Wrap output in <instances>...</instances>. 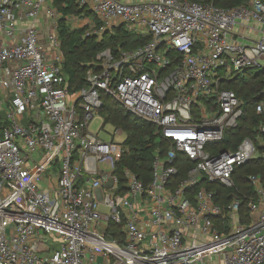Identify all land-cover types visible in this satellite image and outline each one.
Wrapping results in <instances>:
<instances>
[{
	"label": "built area",
	"instance_id": "obj_1",
	"mask_svg": "<svg viewBox=\"0 0 264 264\" xmlns=\"http://www.w3.org/2000/svg\"><path fill=\"white\" fill-rule=\"evenodd\" d=\"M74 2L84 12L67 16L72 29L147 41L99 52L71 92L55 1L0 0V264H264V179L247 175L248 193L234 178L264 158V121L233 148L243 102L224 87L264 71V0ZM104 96L155 128L148 183L117 172L126 146L99 136Z\"/></svg>",
	"mask_w": 264,
	"mask_h": 264
},
{
	"label": "trees",
	"instance_id": "obj_2",
	"mask_svg": "<svg viewBox=\"0 0 264 264\" xmlns=\"http://www.w3.org/2000/svg\"><path fill=\"white\" fill-rule=\"evenodd\" d=\"M54 1L63 14L59 21V34L64 54L63 68L68 76L71 92H76L86 85L88 70L93 67L97 69L94 62L99 52L111 48L115 54H119L123 50L135 48L147 41V38L129 33L125 27L104 31L101 35L86 34V28L72 29L67 21V16L69 14H81L84 10L77 7L74 0ZM206 1L221 7H235L247 4L250 0ZM64 3L66 4L63 5ZM86 15L90 16L91 14L86 13ZM224 87L235 90L243 102L244 115L240 125L236 130L228 131L227 134L229 141L235 143L232 146L235 148L244 137L255 138L258 134L257 126L261 121H264V114H259L256 110V104L263 98L264 71L257 70L252 74L250 69H247ZM112 103L116 102L104 100V107L101 109L105 118L104 123H112L117 129L127 132V138L124 142L126 149L118 163L117 172L123 181L121 169L129 166L145 183H148L152 177L154 153L161 150L162 142L157 141L158 135L151 124L134 118L125 109L116 108ZM251 173L259 174L264 179V158L255 159L236 170L234 178L237 185L248 193H252L251 184L247 180V175ZM213 188L217 190L220 187L215 185ZM223 192L222 197L225 201H231V190L223 189ZM241 214L243 221H249L246 202L242 205Z\"/></svg>",
	"mask_w": 264,
	"mask_h": 264
},
{
	"label": "rangeland",
	"instance_id": "obj_3",
	"mask_svg": "<svg viewBox=\"0 0 264 264\" xmlns=\"http://www.w3.org/2000/svg\"><path fill=\"white\" fill-rule=\"evenodd\" d=\"M90 19H96L95 15L94 14H91ZM44 23V22H42ZM41 23H39L37 26H39ZM42 27H45V23L42 24ZM86 28V29H89V26L87 25V23H80L78 24V26L75 28ZM247 37H250V38H243V37H239V40L240 41H243L245 43H249L251 42L254 37H255V34L254 33H249L247 34ZM260 64H263V61H260ZM260 67H254L253 69H250V72L253 74L255 73L257 70H259ZM0 96H2L1 92H0ZM104 100L110 102L112 101V99H110L109 97L107 96H104L103 97ZM114 107L116 108H121V106L117 103H112ZM101 115V114H99ZM97 116L92 124H91V129L94 131V132H97L99 131V128H101L102 126V123H103V119L100 117V116ZM99 136L101 138H103L105 141H111L113 140L114 142L118 143V144H121L123 145L126 138H127V132H119L118 129L115 127V125H113L112 123H105L104 126L100 129V133H99ZM56 165H53L52 167H54ZM107 193H110L109 190H106ZM215 264H218V259L215 258Z\"/></svg>",
	"mask_w": 264,
	"mask_h": 264
}]
</instances>
